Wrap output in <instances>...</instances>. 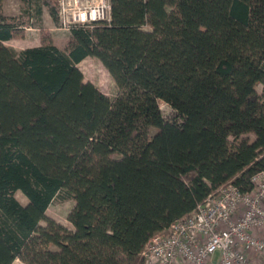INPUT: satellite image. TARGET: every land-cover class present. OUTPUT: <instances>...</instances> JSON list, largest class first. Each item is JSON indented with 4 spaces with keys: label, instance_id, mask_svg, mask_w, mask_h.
<instances>
[{
    "label": "trees",
    "instance_id": "16d2710c",
    "mask_svg": "<svg viewBox=\"0 0 264 264\" xmlns=\"http://www.w3.org/2000/svg\"><path fill=\"white\" fill-rule=\"evenodd\" d=\"M4 1L0 264H143L146 245L211 194L251 189L264 169V0H111V23L74 27L66 50L48 36L21 51L6 45L25 29ZM89 58L114 99L85 81ZM61 193L73 229L47 216Z\"/></svg>",
    "mask_w": 264,
    "mask_h": 264
},
{
    "label": "built area",
    "instance_id": "2783aa9c",
    "mask_svg": "<svg viewBox=\"0 0 264 264\" xmlns=\"http://www.w3.org/2000/svg\"><path fill=\"white\" fill-rule=\"evenodd\" d=\"M58 18L64 32L93 31L111 23V0H59ZM250 184L248 191L227 184L157 234L141 254L143 264H264V169Z\"/></svg>",
    "mask_w": 264,
    "mask_h": 264
},
{
    "label": "rangeland",
    "instance_id": "374dc122",
    "mask_svg": "<svg viewBox=\"0 0 264 264\" xmlns=\"http://www.w3.org/2000/svg\"><path fill=\"white\" fill-rule=\"evenodd\" d=\"M35 3L39 6H45L46 9L49 11L50 6L55 7L58 10V1L59 0H34ZM50 1L51 5H47L46 2ZM6 9L10 16H14L17 18L18 23L21 25L22 29L34 26L40 28V31H32L29 32L30 37H32L30 45H40V38L43 41V44L47 40L48 36L51 37L49 30L46 29V26L43 24V20H36L33 21L30 19L28 13V6L27 3L22 2L21 0H8L6 4ZM45 26V27H44ZM57 26L60 27V23H57ZM60 38L58 39L59 46H61L62 50H66L69 46V41L67 40V36L64 33L67 32H57ZM24 39H14L13 41L7 43L6 45L9 47H16L18 48V43ZM79 68L83 72L85 76V81L93 83L96 87H98L105 95L114 99L118 95V87L109 74V72L105 69V67L94 58H89L87 61L82 62L79 65ZM257 91L260 95H263V86L260 85L257 88ZM161 110L167 116L170 114L171 110L170 107L166 104L161 105ZM156 132V130H153ZM251 140L254 139L253 135L249 136ZM16 198L23 204L26 205L28 203V199L21 193L18 192L16 194ZM75 206V202L72 197H70L66 193H61L56 200L54 201L53 205L48 209L47 216L56 222L64 225L69 229H73L71 223L68 220L69 214L72 212ZM42 225H46L45 222ZM22 264V263H17ZM24 264V263H23Z\"/></svg>",
    "mask_w": 264,
    "mask_h": 264
},
{
    "label": "crops",
    "instance_id": "0c3cea01",
    "mask_svg": "<svg viewBox=\"0 0 264 264\" xmlns=\"http://www.w3.org/2000/svg\"><path fill=\"white\" fill-rule=\"evenodd\" d=\"M7 1L8 0H5L3 2V10H4L5 15L10 16V14H8L7 9H6ZM41 19L43 20V24L46 26V29L49 30L53 43L61 49V46H59V42H58V39L60 38L59 34H61V33H57V32H64V31L59 29V27L57 26V23L53 20L52 16L50 15V12L46 9L45 6H42ZM32 31H40V28L34 27V26L26 28L25 37L23 38L24 40H22L18 43V48L14 47L16 50L21 51V50H25V49H29V48L41 47L43 45V41H41V38L39 40L40 45H35V46L30 45L32 43L30 40V39H32V37H30L31 33H29V32H32ZM64 35L67 36V38H68L67 40L69 41V33H64ZM9 42H11V41H9ZM9 42H7V43H9ZM87 60H85V61H87ZM17 263H22V262L20 260H16L14 262V264H17Z\"/></svg>",
    "mask_w": 264,
    "mask_h": 264
}]
</instances>
